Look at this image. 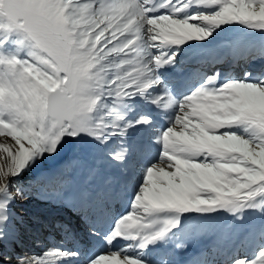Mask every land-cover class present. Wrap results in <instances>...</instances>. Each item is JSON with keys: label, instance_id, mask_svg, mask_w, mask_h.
Masks as SVG:
<instances>
[{"label": "snow or ice", "instance_id": "obj_1", "mask_svg": "<svg viewBox=\"0 0 264 264\" xmlns=\"http://www.w3.org/2000/svg\"><path fill=\"white\" fill-rule=\"evenodd\" d=\"M0 137V264H264V0H0ZM33 196L76 218L39 251Z\"/></svg>", "mask_w": 264, "mask_h": 264}, {"label": "rangeland", "instance_id": "obj_2", "mask_svg": "<svg viewBox=\"0 0 264 264\" xmlns=\"http://www.w3.org/2000/svg\"><path fill=\"white\" fill-rule=\"evenodd\" d=\"M236 35L237 34H233V36L230 38H234ZM256 39H258V37H256ZM236 63H237L236 69L238 68L242 69L244 67L249 68L252 62H246L245 60L241 59V60H238ZM240 69L238 71L236 70V72H239ZM58 169H59V165H54L53 168L51 169H45L42 172L34 173L30 177H28L27 181L31 183L33 192L45 190L48 192L50 197L54 199L56 197L63 196L70 189H75L77 187V184L83 183V181L85 180L84 169L81 167L75 166V164H69L62 171ZM136 171L138 175V170ZM109 174L113 175V173L111 172ZM38 203L49 204V203H46L43 199L39 198L38 196H33L30 199L21 201L17 205V209H16L17 214L26 225H30L32 222H35V221H41L45 225V227L41 228V232L39 236L43 238L47 246L58 244V242H61L60 241L61 238L57 234V232H60V230L58 227H56V225L64 224V219H62L61 217H57V214H56L55 216H53L54 218L49 219L48 221L49 224H48L46 216H43V214H40V212H36L34 210L29 209L30 206L38 204ZM54 229L56 230V232H54ZM33 232H38V230L33 229L31 227H29L27 231H24L22 229L23 243L26 239H28L30 234ZM61 237H62V234H61Z\"/></svg>", "mask_w": 264, "mask_h": 264}, {"label": "bare ground", "instance_id": "obj_3", "mask_svg": "<svg viewBox=\"0 0 264 264\" xmlns=\"http://www.w3.org/2000/svg\"><path fill=\"white\" fill-rule=\"evenodd\" d=\"M232 36H233V34H230L229 38ZM235 37H237V38H235ZM235 37L230 38V39L233 41H237V40H240V38H241V37H239V34H237ZM193 66L198 67L199 65H193ZM230 66H231V59H229V63H226L223 65V67L225 69L229 68ZM259 66H260V63L257 61L254 63L252 62L250 64L249 68H258ZM239 69L240 68H238L236 70L238 71ZM2 139H6V138L0 137V140H2ZM135 169L138 170L135 163H134L132 166V169H131V174L134 176L137 175V171ZM113 176L117 180H122V177H120V175L118 173H113ZM80 184H82V183L77 184V186H79ZM125 203H126V201H124V200H121L118 203L115 201H106V202L100 204L98 207H94L91 211L94 213L107 212L106 210L114 211L117 207L122 206ZM115 204H116V206H115ZM29 209L34 210L36 212H40V214H43V216H46L48 224H49V222H48L49 219L54 218L53 216H55L56 214H57V217H61L62 219H64V223L76 224V218L73 217V215L66 209L54 208L52 205L43 204V203L42 204L38 203V204L32 205L29 207ZM31 212H33V211H31ZM220 223L223 225L225 223V221L221 220ZM40 232H41V229H39L38 232L31 233L30 236L28 237V239H26L24 241L23 247L26 250L38 251V250H40V248L36 247L37 245H47V244H45V241L43 240V238H41L39 236ZM54 232H56L55 229H54ZM57 234H58V236H60V238H61L60 241L62 242L63 238L61 237V232H57ZM22 239H23V236H22ZM26 241H28L29 243ZM58 243H60V242H58ZM228 243H229V237H228V229L226 227L209 233L208 235L203 237L202 240L200 241V245L202 247L207 248V249H211L213 247L224 246Z\"/></svg>", "mask_w": 264, "mask_h": 264}]
</instances>
